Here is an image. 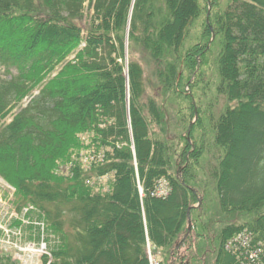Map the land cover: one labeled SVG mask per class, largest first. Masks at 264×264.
I'll return each instance as SVG.
<instances>
[{
    "label": "trees",
    "instance_id": "trees-1",
    "mask_svg": "<svg viewBox=\"0 0 264 264\" xmlns=\"http://www.w3.org/2000/svg\"><path fill=\"white\" fill-rule=\"evenodd\" d=\"M83 1L0 0V65L17 69L9 78L0 77V115L38 85L29 101L0 126V172L13 180L22 201L45 211L49 227L57 233L60 242L49 264H148L146 241L168 245L173 263L176 259L177 264H197L200 241L217 235L216 228L210 230L213 220L206 215L208 208L204 210L199 178L203 146L212 141L214 129L196 89L186 92L185 86L196 60L206 53L210 29L202 26L196 43L180 50L184 26L196 14V0H147L136 5L130 38L147 57L171 55L173 62L171 77L153 82L141 78L132 61L126 104L114 54L129 0H93L98 29L82 34ZM18 12L39 22L18 26L9 18L22 15ZM209 23L223 35L219 72L227 101H235L217 125L219 204L225 213L244 219L256 238L264 239V0H229ZM59 62V71L49 75ZM158 69L157 65L154 71ZM167 86L176 104L188 100L190 121L194 111L197 117L179 133L182 153L177 158L185 165L180 172L172 171L168 192L159 196L155 188L166 168L165 148L149 130L147 119L160 117L156 102L163 100ZM78 133H87L97 145L108 141L113 151L87 168L76 163L71 176L60 175L53 166L66 160ZM116 137L125 142L119 148L112 142ZM105 173L111 174L109 182L95 179ZM200 197V204L192 206ZM230 231H218L217 236L224 240ZM232 261L222 250L218 264ZM0 264L15 263L0 256Z\"/></svg>",
    "mask_w": 264,
    "mask_h": 264
},
{
    "label": "rangeland",
    "instance_id": "rangeland-1",
    "mask_svg": "<svg viewBox=\"0 0 264 264\" xmlns=\"http://www.w3.org/2000/svg\"><path fill=\"white\" fill-rule=\"evenodd\" d=\"M146 1L147 0H129L126 8L124 24L118 34L119 40L115 37L117 53L114 54V56H116V59L121 66L126 104H128L129 99L128 72L129 65L132 64V61L136 64L134 67L137 66L140 68L142 73L141 78L145 80L151 79V81L154 82L159 78L171 77L172 68L169 67V64L173 62V57L171 55H164L161 59L147 57L144 55L145 52L143 53L140 44L130 38V21L132 18V12L136 8V5L145 4ZM228 1L229 0H196V14L193 15L184 26L183 32L185 34L182 39L183 42L180 44V50H182V47L186 48L187 46H192L196 43L202 26L205 28V25H208L210 31L206 36L209 37L207 38L205 45L206 53L196 60V66L193 73L186 78L187 83L185 87L187 90L186 92H191V90L195 91L196 89V98L199 102L203 103L202 105L206 109V119L212 123L214 129L212 141L206 144V146H203L204 153L201 156L202 164L200 168L202 174L199 175L202 182L201 189L203 190L202 192L205 193L203 207L204 210L206 207L208 208L206 215L208 216V219L210 218L213 220V222H211L210 230L213 232L216 228L217 235L219 234L218 231L228 233L230 231L229 226L231 223L234 224L232 231H230L231 234L224 240H220L217 235L213 236L214 234H212L209 238H206V241L204 239L202 244L200 241V248H198V250L199 253L203 251L205 252V250L211 252L213 245L219 244L222 250H225L228 254L232 255V262H234V264H251L249 261L252 262V264H264V239L256 238L255 232L251 230L250 226L243 222L244 219H241L237 214L231 215L225 213L220 207L217 193L219 169V166L217 165L221 155L220 148L217 149L218 153L214 151L219 143L220 131L218 130L217 125L219 120L228 114L226 111L231 106L228 104H233L235 101H227L226 94L223 92L225 85H223L224 82L219 72L221 54L225 51L223 47V35L218 32L216 28L214 29L212 23L210 24L209 22L210 19H213L216 16L217 12L223 11ZM94 11L93 0H84L82 9L83 13L80 18L83 20L84 26L83 29H81L82 34L90 29H98L96 28L98 21L92 18ZM22 13L18 12L19 15ZM31 17L32 16L27 14H22L18 17L9 16L10 21L16 22L18 26L28 24L31 21L32 23L39 22ZM146 18L149 17L146 16ZM80 19H77V21ZM107 32L109 31L106 30L104 33ZM80 44H82V42ZM71 57L72 55L68 56V58ZM175 63L177 65L179 64L177 66V69H179L181 67L180 61H175ZM62 65V62L56 64L49 75H53L56 71H59ZM157 65L159 69L154 71ZM5 68L4 65H0L1 78H9L10 74H15L17 71L13 65H10L8 70ZM45 76H47V73ZM172 76H174V73H172ZM183 78L185 79V77ZM42 81L43 79L38 82L42 84ZM196 81L198 89L196 86L195 88L192 87V85L196 84ZM198 82H200L199 86ZM37 86L38 85L31 89V93L22 96L18 102L15 104L13 103L11 106H7L5 114L0 115V126L10 121L14 112L23 107L29 101L33 93L38 91ZM165 89L167 90L164 92ZM164 90L162 92L163 100L156 102V104L159 105L158 111L160 112V117L156 121L150 118L147 119L149 130H154L160 138L162 146L165 148L164 160L166 162V168L164 171L166 170V173L162 171L164 173L163 177H161L156 183L155 188V193L159 196L165 195L168 192V178L172 171L176 169L180 172L185 165V163H181L179 158H177L182 153L179 146L182 144L181 139L179 138V133L182 132L183 129L188 130L190 123L197 117V113L194 111V115L190 121L186 105L188 103L187 99H183V103L177 100L176 104L172 101V96H174L172 87H164ZM194 101L195 99H193V102ZM161 104H163V108ZM177 106L181 108H177ZM176 109H180V115H178ZM145 112L149 116V111ZM240 124L241 123H239V127ZM128 134L130 140L129 146L133 158V168L136 176L137 166L134 159V145L131 138L130 128L128 129ZM215 137H217L218 140H215ZM208 140L209 139L204 141V143L208 142ZM112 142L116 148L121 147L125 143L121 141L119 137H116V140ZM189 143L194 145L191 140H189ZM191 150L192 148H190L187 153ZM112 151L113 148L108 141L101 143V145H97L96 142L89 139L87 133H78L77 145L70 148V154L65 155L66 157H64L66 160H58L53 167H55V171L58 174L71 176L73 173L72 169L76 163L87 168L94 162L103 160L107 153H111ZM3 160V158H0V165L4 163ZM111 178V174L105 173L95 179L97 181H102V183L105 184L107 181L109 182ZM95 179L92 180L96 181ZM141 191L142 189L139 184V192L141 193ZM18 193V188L13 180L5 177L0 172V256L10 258L15 264H49L52 260V250L56 248L60 242L58 235L55 230L53 231L52 228L49 227L50 225L45 211L31 201H22V196ZM201 200L202 198L200 197L198 201H195L192 204V206L199 205ZM178 246L179 244L176 245V247ZM169 248L168 245L159 246L150 244L149 241H146L148 262L149 255H151L153 264L155 262L157 264H177L176 259H173L174 263L171 261L172 254ZM244 248H250L252 251H257L253 256V259L249 255L247 256L246 252L248 251L246 249L243 250ZM205 253L207 264H213V255H211V253Z\"/></svg>",
    "mask_w": 264,
    "mask_h": 264
},
{
    "label": "flooded vegetation",
    "instance_id": "flooded-vegetation-1",
    "mask_svg": "<svg viewBox=\"0 0 264 264\" xmlns=\"http://www.w3.org/2000/svg\"><path fill=\"white\" fill-rule=\"evenodd\" d=\"M205 252L207 253H211V255H213V264H218L219 262V257H221V253H222V249L220 247L219 244H214L212 249H211V252H208L205 250ZM204 251L201 252V254L198 255V258H197V264H207V258H206V253Z\"/></svg>",
    "mask_w": 264,
    "mask_h": 264
},
{
    "label": "built area",
    "instance_id": "built-area-1",
    "mask_svg": "<svg viewBox=\"0 0 264 264\" xmlns=\"http://www.w3.org/2000/svg\"><path fill=\"white\" fill-rule=\"evenodd\" d=\"M246 248H244L243 250H245ZM248 252H246V254H247V256L249 255L252 259H253V256L257 253V251L256 250H250V248H247L246 249ZM252 261V260H251ZM260 262V261H259ZM149 263L150 264H153V262H152V256L151 255H149ZM249 263H251L252 264V262H250L249 261ZM154 264H157L156 262L154 263Z\"/></svg>",
    "mask_w": 264,
    "mask_h": 264
},
{
    "label": "water",
    "instance_id": "water-1",
    "mask_svg": "<svg viewBox=\"0 0 264 264\" xmlns=\"http://www.w3.org/2000/svg\"><path fill=\"white\" fill-rule=\"evenodd\" d=\"M189 230H190V219H188V227H187L186 234L188 233Z\"/></svg>",
    "mask_w": 264,
    "mask_h": 264
}]
</instances>
